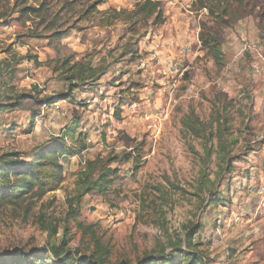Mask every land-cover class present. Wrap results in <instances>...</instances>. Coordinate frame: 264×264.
I'll use <instances>...</instances> for the list:
<instances>
[{"label":"rangeland","instance_id":"rangeland-1","mask_svg":"<svg viewBox=\"0 0 264 264\" xmlns=\"http://www.w3.org/2000/svg\"><path fill=\"white\" fill-rule=\"evenodd\" d=\"M42 1L0 0V104L19 101L0 110V154L18 150L32 161L77 115L87 148L63 161L58 190L0 210V257L11 263L9 255L19 250L43 257L63 236L69 248L90 253L83 225H93L114 261L137 264L147 254H164L185 264L186 236L197 227V249L211 264L207 222L219 206L243 201L249 211L254 195L259 206L264 187V0L236 2V19L226 24H217L199 0H161L158 24L155 17L129 19L144 0H103L95 10V0H46L41 15L22 11ZM56 29L69 32L52 42L54 49L47 43ZM214 32L220 65L212 43L203 41ZM56 55L59 63L80 59L110 68L94 85L71 90L74 101L60 99L70 87L53 73ZM88 89L96 93L91 104ZM23 93L55 101L43 108L19 98ZM89 161L88 181L102 174L103 191L84 192ZM254 224L250 219L244 228ZM244 246L241 253L252 250L257 260L256 244ZM220 248L219 264L226 250ZM237 251L227 253L229 264H238Z\"/></svg>","mask_w":264,"mask_h":264},{"label":"trees","instance_id":"trees-1","mask_svg":"<svg viewBox=\"0 0 264 264\" xmlns=\"http://www.w3.org/2000/svg\"><path fill=\"white\" fill-rule=\"evenodd\" d=\"M103 0H95L90 7L91 10L97 9L98 5ZM241 0H199L201 5L207 7L210 10L211 15L214 17L217 24L229 23L227 18H235L237 10L235 9V3ZM23 4L27 0H21ZM67 3H73L68 1ZM47 9V2L43 0L40 6H24L22 11L24 14L37 13L41 15ZM123 10H113L112 18H108V24L113 23V19L121 15ZM164 8L161 0H144L138 2L136 9L131 11L129 19L132 23H137L139 17L149 18L155 17V23H162ZM236 19V18H235ZM69 32V29H56L51 35L48 36L50 43L54 41H60L61 38ZM40 36L38 33L32 34V37ZM264 37V32H263ZM206 43H212L210 52L215 58V61L220 65L222 64L223 52L221 49V42H219L217 32L208 35L207 39H203ZM57 46V45H56ZM124 54V53H122ZM35 62L38 61V57H32ZM61 60L57 59L55 71H60V75L68 81L70 91L61 92L59 94L60 99H74V95L71 90L74 91L79 85L87 84L96 81L102 75L109 71V66L98 62L96 66H92L91 62L76 61L71 63L69 58ZM71 63V65H70ZM35 90H38L37 86ZM37 91H35L36 93ZM19 98L38 100L39 102L51 103L55 101L53 97H46L45 99H38V95L34 93H23L19 95ZM18 102L15 104H0V110L9 108H15L18 106ZM81 116L77 115V118L72 120L62 130V135L59 136L55 142L44 147L45 149H39L36 156L32 161H27L22 158V152L5 151L0 154V210L7 207H17L19 204L26 201L28 198L41 199L49 192H53L59 189L60 184L63 181V161L67 156L77 155L86 150L84 135L79 131V123ZM223 134L219 135L222 136ZM229 150L223 145L222 151ZM94 164L89 161L87 167H91L87 173H85V183L88 187H85V193L91 190L103 191V181L101 182L102 174L100 177L93 181H88V176L94 171ZM108 180L105 184L110 183ZM83 192V194H84ZM72 211L77 212L75 208ZM77 214H75L76 216ZM83 225V224H82ZM84 226V237L89 236V241L93 245L90 253L82 251L81 248H69L68 239L63 236L59 245H52L48 249H44L45 256L42 257L39 253L29 254L26 251L19 250L10 254L12 262L6 261V256L0 257V264H134L128 258H123L120 261L112 260V247L108 243H104L102 235L92 230L93 225ZM201 228H190L186 236V248L183 257L186 258L185 264H209L204 261L201 252L199 251L197 244L195 243V236L198 234ZM82 238V242L84 241ZM165 252V250H163ZM162 252V254H163ZM49 256H54L56 261L50 263L47 261ZM176 259L168 255L159 256V254H147L137 264H174Z\"/></svg>","mask_w":264,"mask_h":264},{"label":"crops","instance_id":"crops-1","mask_svg":"<svg viewBox=\"0 0 264 264\" xmlns=\"http://www.w3.org/2000/svg\"><path fill=\"white\" fill-rule=\"evenodd\" d=\"M61 43L62 45H64L63 42ZM47 45L50 47H54L50 43L49 39H48ZM55 57H57L58 59H61L60 55L58 56L56 55ZM54 59L55 58H53L52 60ZM39 61H40V58H39ZM76 61H80V59H76L73 63H75ZM91 63H92V66L97 65V64H94L93 62ZM59 72L60 71L56 72L55 68L53 67V73H57V75H59ZM104 75H102L99 79L101 80ZM59 76L65 80V83L68 86V81L61 75ZM99 79L91 83L79 85L76 89H74V92L77 91V89L80 88V86L87 87L90 85H94L95 82H97ZM95 94H96L95 90L88 89L85 95L87 96L86 98L91 99L95 96ZM53 95H56V94L54 93ZM71 100L74 101L75 99H71ZM253 186L260 187V185H253ZM250 198H248L249 203H251L250 204L251 206H249L250 207L249 211H246L247 210L245 209L246 205L243 206V201L240 203H235L234 205H231L230 207L225 206V205L219 206V208L217 209L218 211H216L217 213H215V216L207 222L208 226L204 227V231H205L204 234L206 235L208 234L207 236L209 238V243H211L209 246L207 245L205 247L207 250H209V254L211 256V264H219L218 262L220 261L219 257L222 256L221 254L222 249L220 248V245H222L224 249H226L223 253V257L220 262L221 264H226V261L228 259L227 253L230 251L231 248L237 249L238 250L237 252H239L238 255L235 256L236 262H238V264H255V262H257V264L264 263V209H261L258 206V199L256 198V195H254V200H253L254 202H252ZM249 214H251V216ZM217 218L222 219V222H223L224 231L221 237L215 234V228L213 225L214 220ZM254 218H255V224L252 225V227L254 228H249L248 226L244 228V225L249 223L250 219H254ZM240 232H244V234H240ZM251 242L256 244L257 260L255 259L256 255H254V251L252 250L246 254L241 253L242 248L245 247L244 244L246 245ZM215 243H219V245H215ZM228 245H229V250L228 248H226L228 247ZM233 252H235V250H233ZM253 255H254L253 259L255 260L254 263H252L253 261L251 262V256ZM230 260H232V258H230Z\"/></svg>","mask_w":264,"mask_h":264},{"label":"built area","instance_id":"built-area-1","mask_svg":"<svg viewBox=\"0 0 264 264\" xmlns=\"http://www.w3.org/2000/svg\"><path fill=\"white\" fill-rule=\"evenodd\" d=\"M91 99H93V98H91ZM91 99L87 100V102H89L90 104H91V102H90ZM54 106H55L56 110L60 109V105L58 103H57V105H54ZM48 107H51L49 105V103L44 102L43 108H48ZM38 122L40 123L41 120H38ZM254 192H256V191L254 190ZM258 193H259V197H260L259 206H260V208H264V187H260ZM216 222L217 223L214 226L215 234L217 236H221L223 234V231H224L222 219L218 218ZM197 242H198L197 239H195V243H197ZM229 261H230V258L227 259L226 264H229Z\"/></svg>","mask_w":264,"mask_h":264}]
</instances>
